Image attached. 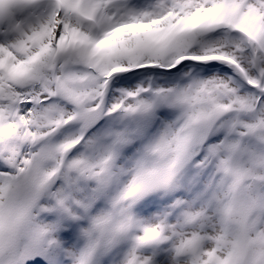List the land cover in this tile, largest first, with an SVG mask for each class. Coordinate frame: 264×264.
<instances>
[{
    "label": "snow or ice",
    "instance_id": "snow-or-ice-1",
    "mask_svg": "<svg viewBox=\"0 0 264 264\" xmlns=\"http://www.w3.org/2000/svg\"><path fill=\"white\" fill-rule=\"evenodd\" d=\"M0 264H264V0H0Z\"/></svg>",
    "mask_w": 264,
    "mask_h": 264
}]
</instances>
